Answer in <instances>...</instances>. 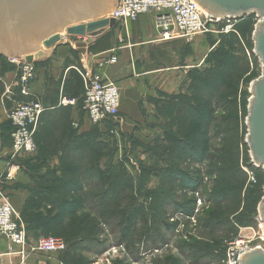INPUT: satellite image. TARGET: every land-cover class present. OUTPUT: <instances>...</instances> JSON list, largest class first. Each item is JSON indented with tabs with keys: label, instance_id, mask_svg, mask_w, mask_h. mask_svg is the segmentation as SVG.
<instances>
[{
	"label": "rangeland",
	"instance_id": "1",
	"mask_svg": "<svg viewBox=\"0 0 264 264\" xmlns=\"http://www.w3.org/2000/svg\"><path fill=\"white\" fill-rule=\"evenodd\" d=\"M257 24L254 15L226 19L210 33L194 38L191 43L197 47L190 63L202 55L201 68L192 70L185 82H177L179 86L163 103H155L158 118L146 121L147 130L118 139L92 127L86 135L87 150L72 151L55 143V118L49 114L55 109V54L45 63L44 58L35 61L36 71L38 63L47 64L45 93H41L46 113L38 128L43 139L36 153L17 157L15 163L11 162L8 115L25 98L18 96V67L0 57V188L20 213L31 241L56 237L67 246L66 252L39 255L36 260L47 264H224L230 244L240 236L253 235L250 229L258 230L264 168L251 166L246 142L251 85L263 74L254 54ZM119 30L118 25L107 28L81 44L90 47L98 41L100 49L116 46ZM70 42L78 46L73 39L63 44ZM78 57L74 50L70 62L80 67ZM72 84L64 83L63 96L70 97ZM83 99L84 85L79 105ZM165 131L179 133L183 143L167 144ZM223 161L232 166L228 172ZM93 165L112 176L109 185L101 182ZM9 172L12 179L7 180ZM18 177H24L20 187L29 190L19 207L12 200L18 198L8 192ZM222 189L236 191L221 200ZM41 195L57 196L63 204L48 216L36 208L35 200ZM135 206L143 208L144 216L131 229L112 215ZM7 250L0 237L1 253ZM0 264H10L9 258L0 257Z\"/></svg>",
	"mask_w": 264,
	"mask_h": 264
},
{
	"label": "crops",
	"instance_id": "2",
	"mask_svg": "<svg viewBox=\"0 0 264 264\" xmlns=\"http://www.w3.org/2000/svg\"><path fill=\"white\" fill-rule=\"evenodd\" d=\"M117 25L120 30L116 46L100 49L101 43L96 41L89 47L81 43H88L91 36L64 35L61 43L49 50L47 55L43 57L46 59H43L45 63L55 54V88H58L57 98H55V143L61 144L63 147L71 145L94 127L82 112L81 107L64 108L59 106L60 98L63 96L64 83L74 82L73 75L75 76L74 72H77V69L92 68L106 82L115 83L119 87L121 106L118 126H116L117 133L115 134L119 139L121 135L144 133L147 130L146 121L158 118L154 111L155 103H160L167 96L173 94V91L179 86L177 82H185L191 71L200 69L203 64L204 57L202 55L199 59H195V63H190L197 47L191 43L192 41L184 39L162 41L153 14L143 15L127 26ZM71 39L78 40L77 44L80 47L71 42L63 44L71 41ZM74 50L79 53L80 67L70 62ZM112 57L117 59V63L108 64L103 68L99 67L98 63L101 60H110ZM66 62L69 66L65 68ZM46 68L47 64H41V62L37 64L36 78L31 84L33 97H40L42 104L47 77ZM25 100L31 99L25 98ZM101 130L102 132L105 131L104 128ZM40 141L41 138H38V145L42 144ZM17 181L9 185L8 192L18 198L19 204L18 200L13 198L12 200L19 207L21 205L20 200L25 201L29 190L20 187L21 184L19 183H24V177H18ZM0 237L2 238V236ZM3 239H5L8 247V240L5 237ZM38 257L39 255L30 258L26 264L43 263L44 261L36 260ZM14 261L18 264L20 260L15 259Z\"/></svg>",
	"mask_w": 264,
	"mask_h": 264
},
{
	"label": "built area",
	"instance_id": "3",
	"mask_svg": "<svg viewBox=\"0 0 264 264\" xmlns=\"http://www.w3.org/2000/svg\"><path fill=\"white\" fill-rule=\"evenodd\" d=\"M147 14L155 16V24L160 31L162 41L175 39L193 41L198 36L210 33L215 24L223 21L204 13L194 0H118L114 13L108 17L115 19L117 24L127 26L130 22H135ZM259 20L257 18V22ZM8 60L18 67L19 79L17 84L20 87L18 96L20 99H31L33 96L31 84L36 73L35 64L28 63L22 58ZM115 63H117V59L112 57L110 60H101L98 65L103 68L108 64ZM77 72L84 84L82 109L89 122L93 126L100 127L109 123L118 126L121 106L119 87L115 83L106 82L92 68L77 69ZM59 106L64 108L77 107L78 101L76 98L62 96ZM45 112L46 108L41 101L34 99L27 102H17L16 107L10 111L8 119L13 127L11 162L15 163L17 157L32 155L38 151L36 133ZM112 133H117L116 128ZM10 172L7 180L12 179ZM257 227V231L250 229L253 231V235L249 237L240 236L230 244L224 264H240V258L249 251L256 248L264 250V221L260 215ZM0 236L8 240V250L6 253L0 252V257H8L10 264H17L15 259L20 260L18 264H26L32 257L53 255L63 252L67 248L65 241L56 237H40L36 241H31L20 213L3 194L1 188ZM35 264L47 263L37 262Z\"/></svg>",
	"mask_w": 264,
	"mask_h": 264
},
{
	"label": "water",
	"instance_id": "4",
	"mask_svg": "<svg viewBox=\"0 0 264 264\" xmlns=\"http://www.w3.org/2000/svg\"><path fill=\"white\" fill-rule=\"evenodd\" d=\"M206 13L221 20L256 16L254 54L263 66L252 83L247 118V144L252 163L264 168V0H194ZM118 0H0V56L22 58L28 63L43 58L62 41V35L95 37L117 25L107 16ZM264 221V198L259 206ZM240 264H264V250L256 248Z\"/></svg>",
	"mask_w": 264,
	"mask_h": 264
},
{
	"label": "trees",
	"instance_id": "5",
	"mask_svg": "<svg viewBox=\"0 0 264 264\" xmlns=\"http://www.w3.org/2000/svg\"><path fill=\"white\" fill-rule=\"evenodd\" d=\"M0 57L2 59H7V58L2 57V56H0ZM74 73H75V76L73 75L74 82L72 84V91H71L70 97L78 99L81 96V89H82V86H83V82H82L81 76L76 71ZM222 73H225V72L222 71ZM71 76H72V74H71ZM57 92H58V88H55V93H56L55 94V98H57ZM49 97H50V95L47 93V99ZM34 100L40 101L41 98L37 97V96H34ZM78 106L81 107V109H82L83 103H82V105H79V103H78ZM189 108H194V107L192 105H190ZM184 110H186V107L184 109H181V110L178 109L177 114L178 113L182 114V112ZM49 112H52V113H49ZM49 112L48 113L51 115V117L53 116V118H55V109L54 110H50ZM195 113L199 114L198 111H196ZM44 114H43V116H44ZM177 114H176V116H177ZM43 116L41 118V121L43 119ZM201 119H202V116H201ZM41 121H40V124H41ZM194 122H198V121H193L192 123H194ZM40 124H39V126H40ZM10 125H11V123H10ZM11 128H12V131H13L12 125H11ZM94 128L97 129L100 132L101 135H108V134L112 133V131L116 128V126L113 123H109L108 125H105V126H102V127L94 126ZM101 128H104L105 131L102 132ZM88 134H89V132L86 133L85 135L81 136L78 140H75L73 143H71V145H65L64 148H68V149H70L72 151H81V150L90 149V143L87 142V139H86V137H87L86 135H88ZM179 135H180L179 133H177L176 135H172L169 132L165 131L164 132V136H163L164 137L163 140L167 144L172 145V146L181 145L184 140ZM38 136H40V137H38ZM37 138H41V140H42L41 132L39 131V129H37V133H36V141H37V144H38ZM38 149H39V145H38ZM223 164H226V162L223 161ZM233 165H234V168L237 170L236 164L234 162H233ZM119 166L122 167L123 163H120ZM251 166H254V164H252ZM93 167L96 170V173L98 174V177L101 180V182L105 183V185H109L112 176L110 174H104V171L101 170L99 166L93 165ZM230 168L232 169L231 164H229V163L226 164L225 171L228 172V169H230ZM237 171L241 174V171L239 169ZM124 177H126L125 173L123 174V178ZM228 184H231V183H228ZM125 185L127 186V184H125ZM231 191L233 192V191H236V190H230V189L223 190L222 189L221 200H223L224 198H228V195H229V193ZM237 192L241 193V187L237 190ZM35 201H36V208L38 210H40V209L45 210L48 216H51L53 214V212L56 209H58L59 207H61L62 204H63V202L61 201V199L59 197H57V196L53 197V196H50V195L38 196ZM112 215H114L113 217H116V219L119 220L128 229H131L134 225H136V223H138V221H142L141 219H143V216H144L143 208L141 206H135V208L132 211H127L126 209H122V210L113 212ZM66 251H67V248L63 252H66Z\"/></svg>",
	"mask_w": 264,
	"mask_h": 264
},
{
	"label": "bare ground",
	"instance_id": "6",
	"mask_svg": "<svg viewBox=\"0 0 264 264\" xmlns=\"http://www.w3.org/2000/svg\"><path fill=\"white\" fill-rule=\"evenodd\" d=\"M200 8H201V7H200ZM201 9H202V8H201ZM202 10H203V9H202ZM203 11H204V10H203ZM204 13H206V12L204 11ZM207 14H208V13H207ZM107 18L109 19L110 17L107 16ZM65 34H66V33H65ZM65 34H63L62 37H63ZM65 36H66V35H65ZM22 59H25V57H22Z\"/></svg>",
	"mask_w": 264,
	"mask_h": 264
}]
</instances>
